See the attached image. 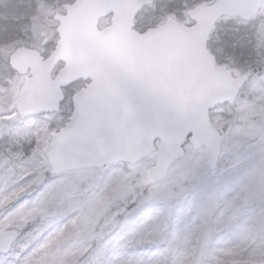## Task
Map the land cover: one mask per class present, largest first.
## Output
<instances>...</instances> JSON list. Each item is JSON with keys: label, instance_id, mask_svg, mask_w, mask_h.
<instances>
[{"label": "snow or ice", "instance_id": "1", "mask_svg": "<svg viewBox=\"0 0 264 264\" xmlns=\"http://www.w3.org/2000/svg\"><path fill=\"white\" fill-rule=\"evenodd\" d=\"M8 7L0 264H264V123L236 127L254 151L218 172L224 137L190 109L239 98L241 43L264 65V0Z\"/></svg>", "mask_w": 264, "mask_h": 264}, {"label": "rangeland", "instance_id": "2", "mask_svg": "<svg viewBox=\"0 0 264 264\" xmlns=\"http://www.w3.org/2000/svg\"><path fill=\"white\" fill-rule=\"evenodd\" d=\"M18 2L27 4L30 0H18ZM48 3H55L56 0H46ZM12 0H0V12H9L8 7ZM246 47V55L235 59L237 67L243 70H251L252 78L248 82L240 95L234 102L225 104L223 107L218 106L212 110V124L217 131L224 137L223 151L217 171L230 168L237 160V154L241 158L251 156L254 151L252 141L249 137L241 134L233 135L237 126L243 125L245 122H261L264 123V114L261 113L260 107L264 106V100L259 99V89L264 88V65L257 64L254 56H249V45L243 43ZM245 58V60H244ZM232 60L229 64H232ZM247 98V101L244 98ZM247 103V107L242 109V105ZM205 166H207L205 164ZM180 188L177 187L176 191ZM223 235V234H221ZM225 238H227L225 236Z\"/></svg>", "mask_w": 264, "mask_h": 264}, {"label": "water", "instance_id": "3", "mask_svg": "<svg viewBox=\"0 0 264 264\" xmlns=\"http://www.w3.org/2000/svg\"><path fill=\"white\" fill-rule=\"evenodd\" d=\"M251 78L252 76L249 78L248 82L250 81ZM244 88L238 90L239 95ZM237 98L238 97L232 90L222 87L216 89L214 92L202 94L196 101L191 102L190 109L192 112L195 113L198 119L206 122L209 119L208 116L209 110L212 111L213 109H215L220 105L234 102ZM222 151H223V140L221 141V146L219 149V156L217 158L216 169L219 165Z\"/></svg>", "mask_w": 264, "mask_h": 264}, {"label": "trees", "instance_id": "4", "mask_svg": "<svg viewBox=\"0 0 264 264\" xmlns=\"http://www.w3.org/2000/svg\"><path fill=\"white\" fill-rule=\"evenodd\" d=\"M242 45H243V43H241L240 47L237 49L235 59H238V58L243 57V56L246 55V49H247V48L244 47V46H242ZM231 60H232V59H229L227 56H225V57L223 58V62L228 63V64H229V62H230ZM244 60H245V58H244Z\"/></svg>", "mask_w": 264, "mask_h": 264}]
</instances>
